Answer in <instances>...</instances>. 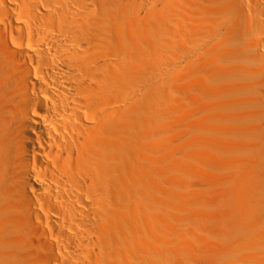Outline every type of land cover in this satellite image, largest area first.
Returning a JSON list of instances; mask_svg holds the SVG:
<instances>
[{
	"label": "bare ground",
	"instance_id": "6f19581e",
	"mask_svg": "<svg viewBox=\"0 0 264 264\" xmlns=\"http://www.w3.org/2000/svg\"><path fill=\"white\" fill-rule=\"evenodd\" d=\"M0 264H264V0H0Z\"/></svg>",
	"mask_w": 264,
	"mask_h": 264
},
{
	"label": "rangeland",
	"instance_id": "374dc122",
	"mask_svg": "<svg viewBox=\"0 0 264 264\" xmlns=\"http://www.w3.org/2000/svg\"><path fill=\"white\" fill-rule=\"evenodd\" d=\"M177 131H178V132L180 131L179 133H182L183 128H182V127H178V128H177ZM184 135H185V133H184V131H183V133L180 134V137H184ZM195 182L198 183V187H199V188H201V189L205 188V187H204L205 184H203V183H204L203 181L195 180Z\"/></svg>",
	"mask_w": 264,
	"mask_h": 264
}]
</instances>
